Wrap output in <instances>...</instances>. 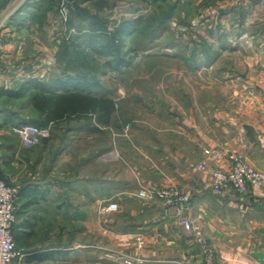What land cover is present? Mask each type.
Instances as JSON below:
<instances>
[{
	"label": "crops",
	"instance_id": "obj_1",
	"mask_svg": "<svg viewBox=\"0 0 264 264\" xmlns=\"http://www.w3.org/2000/svg\"><path fill=\"white\" fill-rule=\"evenodd\" d=\"M15 2L0 9V88L5 89L16 88L22 77H47L40 68L44 58L28 54L49 49L39 27V0ZM25 2L12 19V10ZM50 2L47 21L58 0ZM253 22L262 27L251 38L255 43L231 44V59L241 54L249 71L241 81H231V97H204L207 89L201 84L192 88L184 77L186 97L180 99L108 94L115 101L110 122L132 121L129 140L96 132V115L87 113L54 122L50 136L36 146H23L16 135L9 141L0 157V178L18 188L13 237L24 250L13 264H121V253L142 258V264H201L202 248L175 222L174 205L155 194H139L168 185L191 190L185 213L201 223L217 264H264V187L215 195L210 171L228 169L231 161L204 152L238 153L264 171V0H231L237 33ZM226 49L221 46L215 55L220 58ZM13 59L16 65L5 63ZM197 67L184 69L187 76L200 74ZM110 202L117 203V210L106 208ZM138 235L144 240L140 248Z\"/></svg>",
	"mask_w": 264,
	"mask_h": 264
},
{
	"label": "rangeland",
	"instance_id": "obj_2",
	"mask_svg": "<svg viewBox=\"0 0 264 264\" xmlns=\"http://www.w3.org/2000/svg\"><path fill=\"white\" fill-rule=\"evenodd\" d=\"M19 1L16 0L17 5ZM68 1L71 9L67 21H63L58 13L61 0H58L52 12H48L49 15L53 14V17L51 21H47V8L51 2L39 0V27L43 28L40 30L44 32L42 33L44 39L39 34L40 30L38 35L49 49H44L43 53L41 50H35L28 54L30 59L40 56L44 58L45 61L42 60L44 62L38 63H43L40 64V68L43 70L42 74L47 77L73 75L74 70H78V73L90 79L88 90L98 98L113 99L108 94L118 91L124 99L148 100L169 96L180 99L186 97L184 77L192 88L197 84L203 85L204 89H207L202 95L204 97H209L211 93L220 99L231 97V93L228 95L231 81L233 79L241 81L249 72L243 68L241 54L240 57L231 59V44L242 48V45L255 43L251 38L262 29L259 23L253 22L255 25H247L244 33H237L240 26L231 25V0ZM73 1L76 5H73ZM75 6L81 11L75 9ZM167 14L170 17H166L164 23L160 24V19ZM141 15L144 17L141 28L128 32L122 44L115 39L112 45L104 47L98 38L91 37L87 28V25L95 24L98 28L96 30H101L105 25L104 30L111 32L122 20L134 19ZM64 41L69 42L68 47ZM221 46L227 49L218 58L220 53L215 55V51ZM45 50L52 52V56L47 57L44 54ZM189 51H192V54ZM1 62L0 60V64ZM5 63L12 66L16 65L17 61L13 59ZM234 64L237 69L231 70ZM190 66H198L200 74L191 73L187 76L184 69ZM21 79L24 81L25 77ZM170 82L173 88L170 87ZM26 103L25 98L8 100L0 96L1 160L9 141L18 137L14 128L19 118L23 115L30 117L34 115L30 108H24ZM113 103L115 104V101ZM110 121V116L107 118L103 115L98 118L95 116L93 128L96 132L102 131L113 139L117 136L130 139L131 120H124L119 126ZM99 137L97 134L96 138ZM110 172L109 170V174ZM117 258L122 264L120 255H117Z\"/></svg>",
	"mask_w": 264,
	"mask_h": 264
},
{
	"label": "built area",
	"instance_id": "obj_3",
	"mask_svg": "<svg viewBox=\"0 0 264 264\" xmlns=\"http://www.w3.org/2000/svg\"><path fill=\"white\" fill-rule=\"evenodd\" d=\"M70 2L61 0L58 7L59 16L63 21L68 20L70 13ZM16 10V9H15ZM15 10H12L13 13ZM2 37L0 35V41ZM43 75L40 76L42 78ZM23 146L33 147L38 145L45 137H49L52 131V123L39 126L29 122L17 124L14 128ZM204 152L215 158L227 157L231 161L228 169H212L213 176L212 191L215 195L221 196L228 191L238 194L247 192L250 185L264 187V171L256 169L247 164L242 155L221 149H205ZM18 188L15 185L6 183L0 178V264H13L14 258H20L24 254L22 248H17L13 237V225L16 218V199ZM142 196L155 194L166 204L175 207V222L181 226L187 235L201 246L203 251V261L201 264H217L214 260V250L205 240L202 225L199 220L190 216L185 211L190 207L192 192L189 189H180L176 185H168L154 190L143 189L139 193ZM108 210L117 209V203L110 202ZM137 247L144 244L141 236L136 237ZM122 264H142L143 259L128 254L121 253ZM179 264H195L192 260H184Z\"/></svg>",
	"mask_w": 264,
	"mask_h": 264
},
{
	"label": "trees",
	"instance_id": "obj_4",
	"mask_svg": "<svg viewBox=\"0 0 264 264\" xmlns=\"http://www.w3.org/2000/svg\"><path fill=\"white\" fill-rule=\"evenodd\" d=\"M26 4L27 2L23 3L20 8L15 10L11 18L13 19L18 16ZM75 9L81 11L80 8L78 9V6H75ZM166 17L169 18V14L165 15L163 19H160V24L164 23ZM143 22L144 17L141 15L134 19L122 20L111 32H107L106 29L104 30L105 25L101 27L103 28L101 30H96L98 28L95 27V24L87 25V28H89L91 37L98 38L101 44H104V47H109L115 39L119 40L122 44L125 38L124 36L130 31L139 30ZM93 40L95 39L93 38ZM68 43L64 41L67 47ZM78 72V70H74L73 75L65 74L62 77H48L47 79H40L38 77L28 78L22 81L16 88H0V96L8 100L27 99L24 108H30L34 115L32 117L28 115L21 116L17 124L29 122L44 126L50 122L54 123L62 120L70 115L87 113L90 115L94 113L97 118L100 115L106 118L111 116L114 110L112 99L94 96L95 94L88 90L91 83L89 81L90 79Z\"/></svg>",
	"mask_w": 264,
	"mask_h": 264
},
{
	"label": "water",
	"instance_id": "obj_5",
	"mask_svg": "<svg viewBox=\"0 0 264 264\" xmlns=\"http://www.w3.org/2000/svg\"><path fill=\"white\" fill-rule=\"evenodd\" d=\"M11 0H2V3L0 5L1 8H5L8 3H10ZM73 5H75V1H73Z\"/></svg>",
	"mask_w": 264,
	"mask_h": 264
}]
</instances>
